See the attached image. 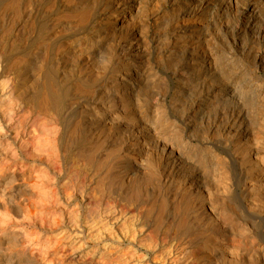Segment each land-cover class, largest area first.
<instances>
[{"label":"bare ground","instance_id":"bare-ground-1","mask_svg":"<svg viewBox=\"0 0 264 264\" xmlns=\"http://www.w3.org/2000/svg\"><path fill=\"white\" fill-rule=\"evenodd\" d=\"M156 1L0 0V264H264V0Z\"/></svg>","mask_w":264,"mask_h":264},{"label":"rangeland","instance_id":"rangeland-1","mask_svg":"<svg viewBox=\"0 0 264 264\" xmlns=\"http://www.w3.org/2000/svg\"><path fill=\"white\" fill-rule=\"evenodd\" d=\"M152 1H154V2H152V4L150 5L151 7H150V9H151V11L152 10H158V1H156V0H152ZM156 1V2H155ZM182 1L183 0H181L180 2L182 3ZM235 0H232V2H234ZM156 5H155V4ZM181 3H179V4H181ZM173 7H172V6ZM171 6V7H170ZM175 6H176V4H171V3H169L167 6H166V8H164L165 10L164 11H167L168 12V10H170L171 8L173 9V8H175ZM157 8V9H156ZM170 8V9H169ZM188 37V38H187ZM187 37H185V38H183L182 40L183 41H185V43L187 44V45H190V46H195L196 45V43H197V40L195 39V37L194 36H187ZM191 39V40H190ZM190 41V42H189ZM261 73V74H260ZM260 74V75H259ZM259 78H261L262 80H264V78L262 77L263 76V74H262V72H258V75H257Z\"/></svg>","mask_w":264,"mask_h":264}]
</instances>
